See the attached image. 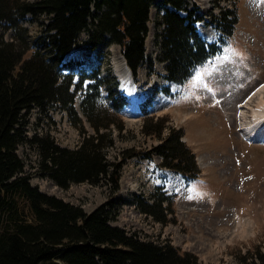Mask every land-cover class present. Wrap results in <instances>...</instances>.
<instances>
[{"label":"trees","instance_id":"trees-1","mask_svg":"<svg viewBox=\"0 0 264 264\" xmlns=\"http://www.w3.org/2000/svg\"><path fill=\"white\" fill-rule=\"evenodd\" d=\"M222 1L233 8L222 7L219 16L212 17L219 35L216 42L207 43L197 33L196 24L203 19L196 9L186 0H163V28L157 43L168 82L182 85L194 70L218 56L233 36L238 22L236 0ZM151 4L152 0H0V203L18 195L28 201L32 213L31 222L17 212L8 217L10 226L0 233V264H200L196 256L170 241L140 240L110 224L118 212L111 200L119 191L121 168L139 155L129 149L122 151L118 162L105 157L112 131L122 130L117 117L126 101L110 75L100 77L97 70L75 72L62 63L85 33L84 43L93 49L101 43L118 44L135 75L145 59ZM27 17L46 20L30 44L23 26ZM7 31L10 41L4 40ZM75 100L81 117L74 109ZM142 110L143 135H155L160 141L143 157L156 155L162 168L180 174L187 184L197 179L200 170L194 154L180 140L181 133L162 136L164 119L154 120ZM32 111L44 116L64 112L82 137L72 150L49 142L48 136L30 139L39 150L44 176L62 190L71 184L102 183L110 189L107 202L87 214L30 186L16 150L28 141L24 128ZM147 121H154L153 127L147 128ZM84 123L92 134L83 129ZM174 201L157 188L148 198L135 196L134 203L141 214L166 227L177 223Z\"/></svg>","mask_w":264,"mask_h":264},{"label":"rangeland","instance_id":"rangeland-1","mask_svg":"<svg viewBox=\"0 0 264 264\" xmlns=\"http://www.w3.org/2000/svg\"><path fill=\"white\" fill-rule=\"evenodd\" d=\"M186 1L203 19L196 24L200 38L207 43L216 42L219 33L212 17H218L220 9L229 8V4L222 0ZM235 5L238 22L233 36L218 56L194 70L182 85L166 80L157 43L163 28V0H152L144 41L145 59L135 75L127 68L129 76L123 71L121 82L116 74L120 46L101 43L93 49L84 43L85 33L79 35L77 46L62 61L75 72L97 70L100 77L110 75L117 82L116 91L126 101L117 117L122 130L112 131V144L105 149V157L115 163L124 150L131 149L139 155L128 159L121 168L119 191L111 200L118 212L110 224L140 240L170 241L181 251L196 256L200 264H264V131L255 127L244 138L240 128L246 123L240 114L232 117L233 112L250 113L258 105L252 96L264 83V0H236ZM45 22L44 17H27L23 26L29 44ZM4 40L10 41L8 31ZM73 106L81 117L78 100ZM144 108L152 119H164L162 136L181 133L180 140L194 154L200 170L197 179L187 184L180 174L162 168L156 155L143 157L160 143L155 135L142 133ZM246 120L251 121V116ZM153 123L147 121L146 127H153ZM83 125L87 134L93 133ZM24 131L28 141L18 146L16 155L24 164L31 187L87 214L110 199V189L102 183L71 184L62 190L44 176V168H39V150L30 143L33 136H48L49 142L60 148L72 150L79 146L80 128L71 125L67 114L53 111L44 116L32 111ZM157 188L175 199V225L162 227L135 207V196L148 198ZM15 212L32 221L28 201L18 195L9 196L0 203V233L10 226L8 217ZM239 220L241 224L237 225Z\"/></svg>","mask_w":264,"mask_h":264},{"label":"bare ground","instance_id":"bare-ground-1","mask_svg":"<svg viewBox=\"0 0 264 264\" xmlns=\"http://www.w3.org/2000/svg\"><path fill=\"white\" fill-rule=\"evenodd\" d=\"M116 59H119L120 63H119V68L117 69V71L115 69V71H116V74L118 75L119 79L121 80V82H123L124 80L122 79L121 73L124 71L129 76V70L127 69V67L125 65V62H124V59H123V57L120 54H118V57H116ZM119 61H116V62H119ZM262 86H264V83L261 86L258 87V89L255 91V95L252 96V98L254 97V98H256L258 100V105L256 106L257 108L254 111H251L250 113H247L245 110H242L241 112H237V113L233 112L232 113V117L233 118H234L235 114H240L241 115L240 118L242 119V121L244 123L248 124L247 128H246L247 129L246 131L243 130L242 128H240V131L244 135L243 136L244 138H248V134H249L248 131L250 133L253 132V130H255V127H262L263 131H264V87H262ZM130 105H133V103L130 102ZM241 109H243V108L241 107ZM247 116H251V118L254 121V123H252V120L251 121H247L246 120ZM233 121H235V120L233 119ZM240 123H239V126H240ZM250 128H252V129L250 130ZM259 134L260 133L258 132V136H260ZM239 224H241L240 220L237 221V225H239Z\"/></svg>","mask_w":264,"mask_h":264},{"label":"snow or ice","instance_id":"snow-or-ice-1","mask_svg":"<svg viewBox=\"0 0 264 264\" xmlns=\"http://www.w3.org/2000/svg\"><path fill=\"white\" fill-rule=\"evenodd\" d=\"M262 87H264V86H262ZM253 95H255V93H253Z\"/></svg>","mask_w":264,"mask_h":264},{"label":"water","instance_id":"water-1","mask_svg":"<svg viewBox=\"0 0 264 264\" xmlns=\"http://www.w3.org/2000/svg\"><path fill=\"white\" fill-rule=\"evenodd\" d=\"M125 62V61H124Z\"/></svg>","mask_w":264,"mask_h":264}]
</instances>
